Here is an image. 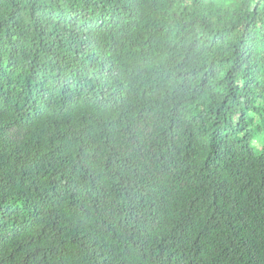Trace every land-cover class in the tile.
<instances>
[{
	"label": "trees",
	"instance_id": "1",
	"mask_svg": "<svg viewBox=\"0 0 264 264\" xmlns=\"http://www.w3.org/2000/svg\"><path fill=\"white\" fill-rule=\"evenodd\" d=\"M0 264H264V0H0Z\"/></svg>",
	"mask_w": 264,
	"mask_h": 264
}]
</instances>
